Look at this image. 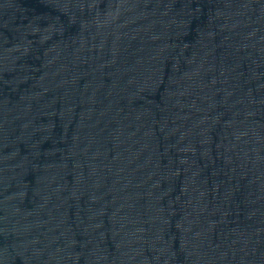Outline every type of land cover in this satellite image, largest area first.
I'll return each instance as SVG.
<instances>
[{
  "label": "water",
  "instance_id": "water-1",
  "mask_svg": "<svg viewBox=\"0 0 264 264\" xmlns=\"http://www.w3.org/2000/svg\"><path fill=\"white\" fill-rule=\"evenodd\" d=\"M0 264H264V0H0Z\"/></svg>",
  "mask_w": 264,
  "mask_h": 264
}]
</instances>
